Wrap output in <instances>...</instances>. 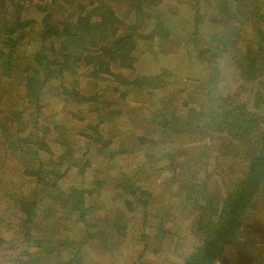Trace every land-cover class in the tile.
Segmentation results:
<instances>
[{"label":"trees","instance_id":"16d2710c","mask_svg":"<svg viewBox=\"0 0 264 264\" xmlns=\"http://www.w3.org/2000/svg\"><path fill=\"white\" fill-rule=\"evenodd\" d=\"M126 1L117 13L116 0H0L11 235L0 264H113L121 245L138 247L135 264H226L231 246L255 243L244 221L264 213V0ZM144 53L155 73L136 72ZM225 53L250 106L224 94ZM194 71L180 103L169 98ZM70 171L80 182L63 188ZM153 174L163 178L152 191ZM101 179L114 182L105 195ZM181 234L199 242L176 253Z\"/></svg>","mask_w":264,"mask_h":264},{"label":"rangeland","instance_id":"374dc122","mask_svg":"<svg viewBox=\"0 0 264 264\" xmlns=\"http://www.w3.org/2000/svg\"><path fill=\"white\" fill-rule=\"evenodd\" d=\"M168 3L171 4V2H168ZM124 4H127L126 0H116V2H113V6L115 7L117 13H118V8L123 7ZM173 4H174V6L179 5V4H176V2H172V5ZM129 5H130V3H129ZM186 9L187 8L184 9L185 11L182 9L181 11L184 13H187L190 16L191 13H189V11ZM121 13H123V12H121ZM121 13H119V14H121ZM122 15L123 14H121L119 16H122ZM131 18H132V16L130 15V16L126 17L125 19L129 20ZM189 21H190V19H189ZM130 22L131 21H129L128 23H130ZM202 26L205 27L206 24L203 23ZM141 57H143V59L140 58L141 60L140 61L138 60V62L135 64L136 72L139 73L142 71V69H145L146 72H148V74L155 73V68H154L155 66L151 63L145 62V60L150 59L148 57V55L146 53H144ZM222 58L219 59L217 66H219V68L225 73V78L227 80L226 84L224 85V94H226L230 97H233L235 99L240 98V100L245 101V103L248 106H250L252 99H253L252 98V92H249V90H245L242 88V90L239 93H237L236 88L242 82L240 80H238L234 74V70L231 66L232 61L230 60V55L225 53L224 55H222ZM164 60H165L166 64L167 63H173L175 61V59H173V57L170 55L164 57ZM184 64H185V67L187 69V66H188L187 62H184ZM205 71H206V68H205ZM188 73H190V72H188ZM203 74H204V72L201 75H203ZM185 77H186V80H184L185 83L181 86L177 85L174 88V90L171 92L172 96L169 97V98L177 99L178 103H180L181 99H183L185 93L191 89L192 85H196L198 82V81H196L198 79V75H196L195 71H194V73H190L189 76H185ZM51 101H52V107L48 108V112H51L53 110L58 111L57 109L59 108L60 101H58L54 97L53 98L51 97ZM127 101H129L130 104H132V105L137 104V107H139L140 102H142L140 97L127 98ZM139 111L140 110H138L137 112L139 113ZM59 118H61L60 115H59ZM71 136H74V138H73L74 142H78L81 144V142H80L81 139L77 138V135L72 134ZM211 161H210V163H211ZM119 165L122 166L121 168L123 170L128 169V164H126L125 162H119ZM113 172L115 174L116 169H113L110 167L108 170V175L112 176ZM72 178H74L73 182H75V181L80 182V179L78 177H75V174H72V171H70L65 176V179H62L61 182L63 183V185H61V186H63V188L69 187V184L71 183V180H69V179H72ZM162 178L163 177H161V176L158 177V176H154V174H153L151 176L150 181H149V187L148 188H150V190H152V191L155 190V188H158V187L161 188L162 185H160L158 182H160ZM66 180H68V182H66ZM101 181H103V183H104V187L102 188V190H103V194L105 195L108 192V189L110 188V186L113 185L114 182L111 181L110 179H108V180L101 179ZM163 186H164V188L166 187L164 189V191H166V193H168L169 189H167V186L170 187V185H163ZM172 190L177 191L178 188L175 189L173 187ZM100 196H102V194ZM107 197H109V193H108ZM3 198L0 199V218L2 219V222L0 223V236L7 237V239H8L11 235H10V232H7V229L4 226V221H6L5 219L8 217V210H6L7 207H5V204L2 203ZM161 200L162 199L158 200L154 206L159 205ZM258 207H256L258 209L254 210L251 213V215L244 221V222H246V225L250 228L251 231H249V236L252 237L253 240H255V243L253 244L252 247H247L246 250H243L244 252H242V253L237 246H231L230 249H228L226 252V254L229 256V261L226 264H260V263H262V261H263L262 259H263V255H264V216H262V215H264V213L262 212L263 209L260 208V206H258ZM154 209L155 208H153V210ZM150 212H151V210H150ZM131 215H133V214H131ZM180 231H182V229ZM180 238H181V242H179L180 244H179V247H178L176 253H179L180 251H181V253H183L182 249H185L188 245L191 246L190 245L191 243L199 242V239L196 236L189 235V234H186L184 237L182 235ZM121 246H122V249H120V252L116 253V257H114L115 263L113 262V264H135L134 260L136 258L137 252H138V247L137 246L136 247L125 246V245H121ZM87 253L90 254V251L88 250ZM94 254L95 255L93 256V259H95V258L97 259V256L99 254H97L96 252ZM87 256H89V255H87ZM150 258L154 259V257H152V256ZM150 258H147V260L144 263L145 264H154V263H151ZM173 258H175L173 261L175 263V261L178 259V257L173 256ZM96 264H111V263H109L106 260V258H104V259L96 260Z\"/></svg>","mask_w":264,"mask_h":264},{"label":"built area","instance_id":"2783aa9c","mask_svg":"<svg viewBox=\"0 0 264 264\" xmlns=\"http://www.w3.org/2000/svg\"><path fill=\"white\" fill-rule=\"evenodd\" d=\"M49 0H23L24 4H46Z\"/></svg>","mask_w":264,"mask_h":264}]
</instances>
